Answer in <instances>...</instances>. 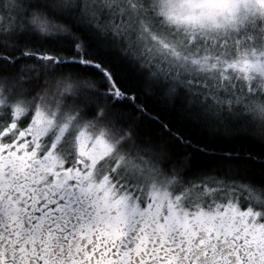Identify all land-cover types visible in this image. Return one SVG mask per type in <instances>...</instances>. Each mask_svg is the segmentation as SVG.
<instances>
[{"label": "snow or ice", "instance_id": "snow-or-ice-1", "mask_svg": "<svg viewBox=\"0 0 264 264\" xmlns=\"http://www.w3.org/2000/svg\"><path fill=\"white\" fill-rule=\"evenodd\" d=\"M0 264H264V0H0Z\"/></svg>", "mask_w": 264, "mask_h": 264}]
</instances>
